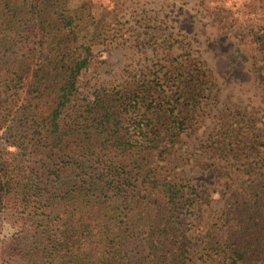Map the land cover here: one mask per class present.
<instances>
[{
    "label": "trees",
    "instance_id": "trees-1",
    "mask_svg": "<svg viewBox=\"0 0 264 264\" xmlns=\"http://www.w3.org/2000/svg\"><path fill=\"white\" fill-rule=\"evenodd\" d=\"M94 20L74 0H0V132L15 147L0 148V264H197L180 187L157 170L198 121L212 79L176 59L68 123L104 38ZM230 50L237 71L245 58ZM229 240L231 264H264V232L234 225Z\"/></svg>",
    "mask_w": 264,
    "mask_h": 264
},
{
    "label": "rangeland",
    "instance_id": "rangeland-1",
    "mask_svg": "<svg viewBox=\"0 0 264 264\" xmlns=\"http://www.w3.org/2000/svg\"><path fill=\"white\" fill-rule=\"evenodd\" d=\"M76 2L91 5L106 27L65 111L66 122L86 114L98 96L142 82L150 72H164L176 59L199 62L212 79L198 121L161 159L157 173L180 187L195 262L231 264L224 253L234 225L264 232V0ZM228 47L229 55L234 49L245 58L237 71L226 64ZM6 146L0 132V148ZM229 173L235 195L228 189ZM13 230L5 226L2 234ZM259 259L264 263V255Z\"/></svg>",
    "mask_w": 264,
    "mask_h": 264
}]
</instances>
